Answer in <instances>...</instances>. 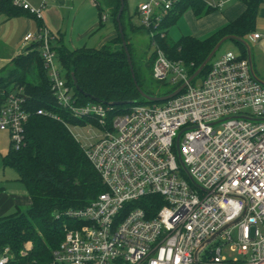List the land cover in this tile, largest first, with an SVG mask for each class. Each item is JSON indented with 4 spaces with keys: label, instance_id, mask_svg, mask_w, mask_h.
Wrapping results in <instances>:
<instances>
[{
    "label": "built area",
    "instance_id": "1",
    "mask_svg": "<svg viewBox=\"0 0 264 264\" xmlns=\"http://www.w3.org/2000/svg\"><path fill=\"white\" fill-rule=\"evenodd\" d=\"M11 1L42 20L40 10L25 0ZM183 1L145 0L137 9L155 47L153 78L165 82L172 76L176 90L186 85L161 104H135L123 111L98 103L80 105L55 66L51 32L40 27L24 37L25 45L42 51L57 105L87 121V127L104 131L82 148L106 191L85 208L68 212L81 225L66 232L51 264H264V86L253 78L247 58L232 52L215 56L205 77L188 83L193 64L169 60L157 42L158 35L165 37L164 19ZM203 1L221 11L237 0ZM260 39L264 33L253 34L254 42ZM23 93H11L0 106V131L9 133L15 150L25 146L31 115ZM37 114L61 119L42 109ZM180 133L187 173L176 150ZM149 196L165 203L153 217L132 206ZM229 243L242 261L223 257ZM8 261L5 249L0 264Z\"/></svg>",
    "mask_w": 264,
    "mask_h": 264
},
{
    "label": "trees",
    "instance_id": "2",
    "mask_svg": "<svg viewBox=\"0 0 264 264\" xmlns=\"http://www.w3.org/2000/svg\"><path fill=\"white\" fill-rule=\"evenodd\" d=\"M97 1L99 10L111 15L118 31L116 16L120 0ZM237 1L245 4L246 10L236 21L205 39L182 36L172 41L169 31L186 10H191L196 18L216 11L203 0H184L164 19L162 26L165 37L157 36L159 47L169 60L182 61L188 66L193 64L190 70L192 76L222 38L235 36L244 40L255 31L258 11L264 0ZM126 9L125 0L121 22L139 88L152 97L172 94L176 90L174 86L164 93L145 87L143 71L137 68L128 31L146 30L142 26L140 29L133 26L131 18L126 16ZM22 13L30 15L14 7L11 0H0V16L12 18ZM232 42L241 49L240 57L246 59L245 47ZM53 48L63 69V77L80 105L93 104V99L102 103H129L127 106L113 107L116 111H123L135 104H161L146 101L139 94L119 34L114 41L99 50L84 48L70 51L62 45ZM154 56L147 60L146 68L151 74ZM208 69L209 65L200 75L201 78L205 77ZM74 82L82 93L76 91ZM19 90L27 97L31 114L25 126V146L15 150L11 144L2 162L5 168L16 171V181L25 186L31 205L24 212L18 211L0 218V255L5 249L9 250L7 264H51L53 252L59 248L66 232L81 225L70 218L68 212L85 208L106 188L67 126L69 123L83 127L87 121L73 118L57 105L38 45L28 46L25 53L12 59L10 65L0 73V106L11 93H18ZM40 109L52 112L61 119L38 115ZM88 122L94 123L93 120ZM164 204L160 196H149L132 206L145 210L149 217H153Z\"/></svg>",
    "mask_w": 264,
    "mask_h": 264
},
{
    "label": "crops",
    "instance_id": "3",
    "mask_svg": "<svg viewBox=\"0 0 264 264\" xmlns=\"http://www.w3.org/2000/svg\"><path fill=\"white\" fill-rule=\"evenodd\" d=\"M33 8L40 10L42 20L22 13L12 18L0 16V63L7 65L0 69V73L10 65L12 59L25 53L28 47L23 43L27 34H36L40 27H46L53 36V46L62 45L70 51L81 49L99 50L118 37V31L113 18L107 11L101 12L96 0H25ZM246 6L240 1L232 2L223 12L214 11L200 18L198 31L190 35L198 39H205L226 27L230 22L239 19L245 12ZM105 17V19L103 18ZM264 17V2L260 6L258 16ZM129 18V16L127 17ZM196 18V17H195ZM257 18V23H258ZM135 28H141L135 26ZM249 34L250 40L258 33ZM145 32L142 28L139 30ZM136 32L128 31L130 40ZM263 34V33H262ZM263 45L264 39L254 42ZM256 73V72H255ZM5 131H0V159L2 162L11 147L8 140L3 138ZM8 133V132H7ZM9 134V133H8ZM0 164H3V162ZM0 170V218L10 216L18 211L24 212L31 205V198L27 192L16 190L15 179L6 177L5 167ZM13 170V169H12ZM16 172V171H15ZM17 174V173H16ZM14 182V183H13ZM22 184V183H21ZM17 186V185H15Z\"/></svg>",
    "mask_w": 264,
    "mask_h": 264
},
{
    "label": "rangeland",
    "instance_id": "4",
    "mask_svg": "<svg viewBox=\"0 0 264 264\" xmlns=\"http://www.w3.org/2000/svg\"><path fill=\"white\" fill-rule=\"evenodd\" d=\"M145 0H126V16L131 18L132 24L135 26L140 27V20L138 17L137 9L138 7L143 4ZM232 2L226 3L224 7L221 9V12H223ZM258 23L256 21V25H258V33H264V17L260 19V17H257ZM255 25V26H256ZM199 28V21L197 18H195L194 13L191 10H186L184 14L178 19L176 25L170 29L169 31V37L172 41L179 40L182 36L196 33ZM132 49H133V55L136 60V65L138 69H142L143 75H144V85L148 90H153L154 92H166L170 87H173L171 80L172 76H169V78L165 82L157 81L153 78L152 74L147 70V60H150L152 58L155 47L151 45L148 34L146 32L137 31L134 34V37L132 38ZM244 40L248 43L250 47V51L252 53L253 57V63H254V70L257 74V76L264 80V44L263 45H256L254 42L250 40L249 35H247ZM232 52L236 55H241V49L234 44L233 42H226L218 51L217 56ZM39 53L42 54V51L39 50ZM215 57V58H216ZM1 61V60H0ZM3 62V61H2ZM0 63V69L2 67H5L7 65L6 62ZM55 66L61 71V74L63 75V69L61 68L58 59L56 58L54 60ZM153 63V60L151 61V64ZM202 80L201 76L196 80V83H199ZM71 133L73 137L77 138L78 141H80L81 147H87L93 142L97 140L98 137H101L104 134V131L102 129H99L94 126H86L85 127H79V126H73L69 125ZM3 138L8 140V145L11 142L9 134L2 133ZM1 162V159H0ZM2 163V162H1ZM3 164H0V170L2 173V167ZM5 174L7 178L15 179L16 172L10 168H6ZM14 183V182H13ZM14 189L21 190L23 192L26 191V188L23 184L14 183ZM232 237L233 240H237V231L234 229L232 231ZM219 241H221V238H219L215 243H213L211 246L212 248L217 244ZM225 242V241H224ZM226 243V242H225ZM223 257L227 261L235 262V261H242L244 257L242 255L238 254V251L236 249L233 250L232 244H226L223 247ZM114 264V263H110Z\"/></svg>",
    "mask_w": 264,
    "mask_h": 264
},
{
    "label": "water",
    "instance_id": "5",
    "mask_svg": "<svg viewBox=\"0 0 264 264\" xmlns=\"http://www.w3.org/2000/svg\"><path fill=\"white\" fill-rule=\"evenodd\" d=\"M124 9H125V0H120V9H119L118 14L116 16V23H117L119 35L121 37L122 46L124 48V51H125V54H126V57H127V60H128V64L130 66V71H131L132 78L134 80L135 86H136L139 94L141 95V97L144 98L146 101L155 102V103H164V102H167L168 100L174 98L179 93H181L183 91V89L186 87V85L185 84L182 85L179 89H177L176 91H174L172 94L167 95V96H164V97H152V96L146 95L144 92L141 91V89L139 88V86L137 84L136 78H135V72H134V67H133V64H132V59H131V55H130L129 50H128V47H127V42H126V39H125L124 30H123V26H122V22H121V18H122V14L124 12ZM232 41L237 42V43H240V44H242L245 47V49L247 51V60H248V63L250 65V70H251L252 76H253V78L257 82H259L261 85L264 86V80L261 79V78H259L257 76V74L255 73L254 63H253V57H252V53L250 51V47H249L248 43L245 40H243L241 38H238V37H235V36H226V37L222 38L217 43V45L214 47V49L211 51V53L208 55V57L203 62V64L199 67V69L190 77L188 83H192L193 81H195L203 73V71L209 65L210 61L216 56V54L218 53V51L220 50V48L226 42H232ZM74 87H75V89H76L77 92L82 93V91L77 86L76 82H74ZM93 101L95 103L103 104L105 106H110V107L127 106L129 104L127 102L102 103L101 101H99L97 99H93ZM181 135H182V133H180L179 136H178V138H177L176 150H177V153H178V159H179V162L181 164V167L184 170V172L187 173L186 168H185V165L183 164V161H182V158H181L180 152H179V140H180ZM229 227H226L225 229H227ZM221 232H219L217 235H215L214 237H212L207 242V244L211 243L214 239H216L221 234Z\"/></svg>",
    "mask_w": 264,
    "mask_h": 264
}]
</instances>
